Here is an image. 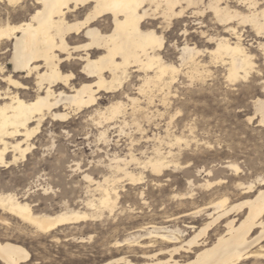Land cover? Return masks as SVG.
<instances>
[{"label": "bare ground", "instance_id": "6f19581e", "mask_svg": "<svg viewBox=\"0 0 264 264\" xmlns=\"http://www.w3.org/2000/svg\"><path fill=\"white\" fill-rule=\"evenodd\" d=\"M189 11L195 16L211 12L229 36L201 29L214 46L199 48L189 39L183 45L176 42L180 63L168 61L165 33ZM198 23L204 27V21ZM246 26L264 37V0H0V169L34 152V141L48 123L62 126L81 112L102 127L97 140L106 145L111 143V123L120 121L123 130L127 116L139 131L137 115L149 118L155 88L165 92L159 101L167 105V94L181 73L204 77L211 71L204 56L221 63L229 81L247 79L256 62L243 42ZM181 32L191 34L187 26ZM259 47L264 49V41ZM105 94L111 97L103 105ZM255 105L264 128V97ZM156 112L163 114L159 108ZM167 131L164 137L155 134L160 144L151 155L143 151L144 158L134 152V137L126 154L106 151L108 161L96 163L100 178L75 162V170L89 183L90 196L83 201L87 210H38L31 199L33 186L20 189L1 179L0 264L33 260L21 235L51 233L112 214L120 203V188H139L147 172L148 180L162 186L172 167L189 166L180 162V155L191 141L211 147L195 135L191 139L184 132ZM241 159L228 145L218 163L197 168L205 173L203 179L191 176L183 190L172 192L169 201L175 209L154 211L151 221L135 227L126 239L127 250L101 264H264V142H259L257 158H246L245 164ZM45 186V191L52 190ZM140 195L144 199L143 190Z\"/></svg>", "mask_w": 264, "mask_h": 264}, {"label": "rangeland", "instance_id": "374dc122", "mask_svg": "<svg viewBox=\"0 0 264 264\" xmlns=\"http://www.w3.org/2000/svg\"><path fill=\"white\" fill-rule=\"evenodd\" d=\"M231 3L235 5L234 2ZM16 14L14 18L18 21L19 17ZM198 19L205 22L204 27H199L201 24L198 22L201 20ZM183 26H187L191 34L181 35ZM201 29L208 30V33L219 32L229 36L212 19L211 12L195 16L189 11L184 20L175 22L171 30L165 33L167 39L165 58L180 63V50L175 49L174 43L183 45L187 39L189 43L199 48L214 46L207 43V38L202 37L199 33ZM245 29L243 42L249 51L255 54L256 62L247 79L229 81L226 77V68L221 63L216 65L211 63L210 58L204 56L211 71L205 72L204 77L196 75L192 77L185 73L187 70L181 73L178 81L171 87V94H167V105L164 106L159 101L165 92L155 88L149 118L144 114L137 115L142 126L139 131L137 126L132 124V117L127 116L129 124L126 126L122 124L123 130L119 127L120 121L111 123L108 132L111 143L106 145L97 140V134L102 127L99 128V125L90 119L88 112H81L73 115L69 122L62 125L63 127L55 121L48 123L34 141L37 145L34 152L10 168L0 169V180H5L9 186L15 184L14 186L20 189L33 186L35 192L32 193L31 199L37 204L38 210L56 212L67 206L87 210L83 201L90 196L87 188L89 183L83 178V172L75 170V162L81 163L82 171L100 178L101 167L96 166L97 160L108 161L106 151L109 154L115 151L120 155L126 154L133 137L135 141L133 148L136 150L134 152L140 157L145 156L142 154L143 151L151 155L154 145L160 144L154 138L155 134L158 136L161 133L160 135L164 137L167 130L175 134L184 132L188 138L192 139L195 135L197 139L211 142L210 147L204 144L197 145L195 140L191 141V146L185 148L180 155V162L183 164L187 162L186 165L189 166L172 167L168 171L169 177L163 179L165 181L162 186L148 180L150 174L147 172L148 177L139 188L132 185H126L125 189L120 188V203L112 214L106 213L95 220L63 225L51 233L21 235V240L33 255V260L29 264H101L117 258L127 250L126 239L135 232L137 226L151 221L154 211H160L165 206L170 210L175 209L174 203L169 201L172 192L183 190L191 176L203 179L205 173H198L197 168L218 163V160L225 156L228 145L234 147L243 164L246 158L251 160L257 158L259 142H264V128L259 126V112L255 105L258 98L264 97L262 86L264 49L259 47V42L264 41V37L258 36L250 26H246ZM110 97V94L104 95L103 105L109 103ZM141 99L143 105H148L147 100L144 101L143 97ZM157 108L163 114H158ZM173 114L175 116L171 120ZM191 128L194 130L193 134L190 133ZM163 144L162 151L166 152L167 144ZM170 182L172 187L168 185ZM45 185L52 186V190L45 191ZM142 190L144 199L140 195ZM117 241L118 245L115 244Z\"/></svg>", "mask_w": 264, "mask_h": 264}]
</instances>
